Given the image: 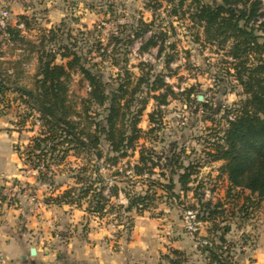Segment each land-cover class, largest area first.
Instances as JSON below:
<instances>
[{
  "label": "rangeland",
  "instance_id": "rangeland-1",
  "mask_svg": "<svg viewBox=\"0 0 264 264\" xmlns=\"http://www.w3.org/2000/svg\"><path fill=\"white\" fill-rule=\"evenodd\" d=\"M19 1L0 0V8H7L11 13L8 25L0 26V68L3 72L21 86L34 89L38 57L44 50L56 56V63L67 60L62 59L60 53L76 52L81 62L106 82L107 90L116 88L123 80H130V93V88L143 72L150 69V80L158 74L164 86L149 91L144 83L136 92L135 96L146 102L138 123L143 133L136 142L135 150L129 149L121 165L123 167L125 162L136 163L141 145L153 148L161 162H165V157L175 148L176 152L182 150L180 160L183 164L194 165V173L190 176L187 191H181L176 183L174 191L179 195L176 199H169L161 186L152 187L150 193L153 199L149 206L141 213L135 211V215L166 217L172 223V228L184 229L191 234L185 229L183 210L190 208L201 212L204 202L210 201L212 205L222 202L225 211L218 213L215 221L219 227L229 226L225 241L232 247L231 264H249L252 258L248 253L255 243L257 228L264 225V200L249 217H240L238 213L231 217L232 208L238 209L243 196L237 195V189L228 195L227 175L220 169L223 161L212 160L210 155L214 151L213 144L219 141L222 130L227 126V120L232 118L234 107L245 98L242 86L233 75L235 60L228 53L232 39L227 42L207 40L202 28L190 21L189 14L195 6H188V2L174 14L169 0H63L67 10L62 19L47 24L49 19L46 13L36 10L27 15L28 25L19 28L15 25L19 19ZM33 1L25 2L33 6ZM257 34L262 36L260 40L264 39L263 31L257 30ZM152 37L161 45L160 51L158 46L148 43ZM169 55L173 59L166 63ZM67 86L68 98L82 112L80 117H73L81 127L103 118L104 106L90 104L87 112H83L81 99L88 97L90 87L78 70H70ZM165 88L168 90L165 91ZM161 92L167 94L165 102L158 105L151 96ZM129 93L126 97H129ZM4 96V102H0V118H3V124L10 125L7 130L19 133L13 142V149L17 152L16 148L24 146L29 135H35L41 129L39 113L30 109L23 96L16 91L9 90ZM134 105L137 108L141 103L135 100ZM151 112H154L157 120L155 125L149 121ZM23 118L22 125L19 121ZM102 123H105L104 120ZM152 126L153 130L148 132ZM99 148L103 152L99 162L103 163L107 145L102 143ZM20 160L21 168H24ZM88 160H94L93 156L87 157L85 152L76 155L72 149L59 166L52 165L47 176H52L54 185L59 184L60 187L52 191L47 183L42 182L47 195L74 185L72 171ZM21 170L27 176L37 177L26 169ZM167 170L156 167L151 174L131 177L135 179L132 192L144 194L147 178L167 184ZM114 172L113 166L103 164L100 168L109 185L112 184ZM127 174H130L129 171ZM174 179H177L176 174ZM31 189L34 192L33 187ZM121 201L126 202L122 195ZM131 214L129 216L132 217ZM102 218L109 225L125 221V218L122 221L116 219L114 213ZM167 221H161L160 225ZM211 226L209 221H201L197 235L210 242L207 228ZM200 246L197 245V251L204 254L202 264H208L206 253L202 252Z\"/></svg>",
  "mask_w": 264,
  "mask_h": 264
},
{
  "label": "trees",
  "instance_id": "trees-1",
  "mask_svg": "<svg viewBox=\"0 0 264 264\" xmlns=\"http://www.w3.org/2000/svg\"><path fill=\"white\" fill-rule=\"evenodd\" d=\"M169 2L174 14H177L178 8L185 2H188V6L194 5V10L189 14L190 21L194 26L202 28L207 40L227 42L232 39L228 53L235 60L233 75L242 86L245 98L234 107L233 116L227 120V126L222 130L219 141L213 144L214 151L210 155L212 160L223 161L220 169L227 175L228 195L237 189V195L243 196L238 209L232 208L231 217L238 213V216L247 218L264 200V39L260 40L262 36L257 34V30L264 32V0ZM18 23H22L23 27L27 26V16L19 15L16 24ZM13 30L18 31L15 28ZM148 43L158 46V51L161 50V45L153 37ZM60 57L67 58L66 62L56 63L54 54L41 51L34 77V89L21 86L0 68V102H4L7 91L13 90L23 96L30 109L39 113L41 129L24 146L16 148L24 167L21 169L38 168L36 180L47 183L54 191L59 184L54 185L52 176H47L52 165L59 166L72 149L76 155L85 152L87 157L93 156L94 160H88L72 171L74 185H68L56 194L51 191V194L45 196V202L84 206L88 214L97 217L114 213L119 221L125 218L119 224L129 232L133 225V217L129 214L135 211L141 213L149 206L153 199L150 193L152 187L161 186L169 199H176L179 197L174 191L176 183L181 191H187L190 176L194 173V165L183 164L180 160L182 150L176 152L175 148L165 157V162H161L153 148L141 145L138 161L134 164L125 162L123 167L121 165V160L128 156L129 149L135 150L136 142L143 133L138 123L146 102L143 98L138 99L136 92L144 83L149 91H156L165 84L158 74L150 80L149 69L137 78L130 93V80H123L116 88L107 90L106 82L86 67L76 52L65 51L60 53ZM172 59V55L167 56L166 63ZM73 69L82 74L90 87L88 97L81 99L83 112H87L90 104L104 106L105 111L103 118L88 122L83 127L73 118L80 117L82 112L76 109L75 102L67 94L70 70ZM128 93L129 97H126ZM166 94L161 92L151 97L160 105L165 102ZM135 100L141 103L137 108L132 106ZM149 121L152 125L157 123L154 112L149 113ZM19 123L23 125L24 118ZM153 128L154 126L150 127L148 132ZM102 143L107 145V155L104 162L100 163L103 152L99 145ZM103 164L115 167L110 185L100 173ZM156 167L168 169V183L162 184L147 178L144 194L132 192L135 179L131 177L151 174ZM128 171L130 174H127ZM121 195L125 203L121 201ZM223 205L219 201L213 205L207 201L202 203V211L197 212L199 221H209L212 224L207 228L208 235L211 236L210 245L200 246L202 252L206 253L208 264H231L232 247L225 241L229 226L219 227L215 221L216 215L225 211ZM169 253L171 257L165 254L164 258L171 264H182L186 259L181 250L170 249Z\"/></svg>",
  "mask_w": 264,
  "mask_h": 264
},
{
  "label": "crops",
  "instance_id": "crops-1",
  "mask_svg": "<svg viewBox=\"0 0 264 264\" xmlns=\"http://www.w3.org/2000/svg\"><path fill=\"white\" fill-rule=\"evenodd\" d=\"M25 1H19L17 15L43 10L51 25L66 14L63 0H34L33 6ZM3 123L0 118V186L11 179L26 181L36 198L23 193L12 205L0 198V264H171L164 258L165 254L171 257L170 249L185 253L182 264H202L204 254L197 251L194 235L172 228L166 217L133 212L127 232L122 224L109 225L105 218L88 214L84 206L46 203V187L21 170L13 149L19 133L7 130L10 125ZM161 221L167 222L160 225ZM254 241L249 264H264V225L257 228Z\"/></svg>",
  "mask_w": 264,
  "mask_h": 264
},
{
  "label": "built area",
  "instance_id": "built-area-1",
  "mask_svg": "<svg viewBox=\"0 0 264 264\" xmlns=\"http://www.w3.org/2000/svg\"><path fill=\"white\" fill-rule=\"evenodd\" d=\"M11 20V13L7 8H0V26L6 27ZM17 23V22H16ZM17 27H23L22 23L15 24ZM39 121H36L38 123ZM39 168H42L41 166ZM38 169V168H37ZM37 169H32L28 167L25 171L32 172L34 175L37 173ZM26 193L28 196L31 197L32 200H35L36 195L31 189V186L27 182H23L19 179H11L7 180L0 186V198L8 204L12 205L18 199V197ZM184 216V226L185 229L194 235L195 240L198 244L210 245V242L206 239H201L197 235L198 227L201 224V221L197 219V212L193 209L186 208L183 210Z\"/></svg>",
  "mask_w": 264,
  "mask_h": 264
},
{
  "label": "water",
  "instance_id": "water-1",
  "mask_svg": "<svg viewBox=\"0 0 264 264\" xmlns=\"http://www.w3.org/2000/svg\"><path fill=\"white\" fill-rule=\"evenodd\" d=\"M199 98H200V97H199ZM34 251H35L34 248H31L30 252H31V253H34Z\"/></svg>",
  "mask_w": 264,
  "mask_h": 264
}]
</instances>
